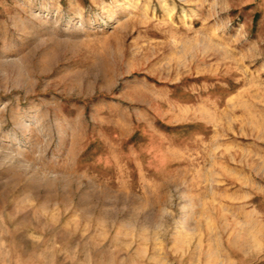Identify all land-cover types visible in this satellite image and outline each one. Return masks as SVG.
<instances>
[{
	"label": "rangeland",
	"instance_id": "rangeland-1",
	"mask_svg": "<svg viewBox=\"0 0 264 264\" xmlns=\"http://www.w3.org/2000/svg\"><path fill=\"white\" fill-rule=\"evenodd\" d=\"M0 264H264V0H0Z\"/></svg>",
	"mask_w": 264,
	"mask_h": 264
}]
</instances>
